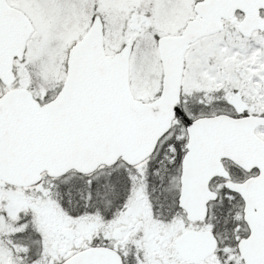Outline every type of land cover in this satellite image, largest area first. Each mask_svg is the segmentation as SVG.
<instances>
[{"label": "water", "instance_id": "1", "mask_svg": "<svg viewBox=\"0 0 264 264\" xmlns=\"http://www.w3.org/2000/svg\"><path fill=\"white\" fill-rule=\"evenodd\" d=\"M198 17L191 18L178 35H162L158 49L163 65L161 95L151 102L136 99L130 88L129 64L132 45H124L113 56L104 49V23L95 16L86 34L69 50L66 80L57 96L41 105L25 88L0 96V181L28 186L46 171L58 176L70 169L90 173L100 164L122 158L137 163L153 152L181 107L185 55L201 37L215 34L233 19L244 16L239 31L250 37L264 30V0H199ZM34 31L27 16L0 0V78L15 81V57L22 60L26 41ZM241 114L243 106L232 102ZM188 152L182 163L180 206L190 219H203L207 202L217 197L209 183L214 176L229 177L222 159L242 168L259 170L244 182L226 183L245 201L244 219L250 233L238 248L245 264H264V140L256 128L264 116L235 118L227 114L185 118ZM67 236L73 237L70 230ZM216 245L212 233L186 232L177 249L186 260L200 261ZM61 264H123L120 254L107 247H86Z\"/></svg>", "mask_w": 264, "mask_h": 264}, {"label": "rangeland", "instance_id": "2", "mask_svg": "<svg viewBox=\"0 0 264 264\" xmlns=\"http://www.w3.org/2000/svg\"><path fill=\"white\" fill-rule=\"evenodd\" d=\"M195 1L20 0L19 5L34 23L35 31L27 42L24 60L16 62L19 85L32 86L41 97L52 95L66 76L70 46L87 31L92 18L99 15L104 22L107 52L112 54L128 41H133L130 58L132 91L140 98H153L160 92L163 73L157 37L181 32L187 20L194 15ZM182 92L185 99L193 96L204 97L197 103L200 111H205L204 114L233 111L228 103L235 98L243 100L250 110L264 112V32H257L246 38L238 32L235 24L229 23L222 32L198 40L186 54ZM257 133L264 138V128H258ZM166 185L163 193H166L168 199L175 201L177 183L169 182ZM54 186L58 187V182L49 186L43 183L37 188L50 189ZM76 187L82 188L81 185ZM29 193L20 188L0 187V236L3 235L0 238V264H20V257L13 248L2 244L12 236L5 231L9 226L7 220H13H4L2 215L7 214L6 217L11 218L20 216L19 223L32 227L33 238L41 243L42 252L52 256L56 255V251L52 249L56 243V227L61 228L75 221L82 238L88 240L87 221L61 218L57 208L59 205L51 196L53 192L48 196L52 200L45 199L38 191ZM54 193L59 195L58 190ZM87 204L79 205L89 207ZM230 205H239V202ZM166 208L171 210L168 204L164 210ZM162 229L161 232L172 235V232L163 227ZM151 234V231L145 230L143 238L149 239ZM26 238L30 248H36L37 242L29 236ZM78 243L77 241L67 245L59 241V246L70 248L73 245L78 246ZM144 251L145 254L138 259L139 264H159L155 256L156 247L152 243ZM167 252L160 250L166 260L173 259L174 255ZM14 255L19 259L16 260ZM43 258L35 264H46Z\"/></svg>", "mask_w": 264, "mask_h": 264}, {"label": "flooded vegetation", "instance_id": "3", "mask_svg": "<svg viewBox=\"0 0 264 264\" xmlns=\"http://www.w3.org/2000/svg\"><path fill=\"white\" fill-rule=\"evenodd\" d=\"M9 4L16 8H21L20 0H7ZM16 3V4H15ZM15 61L14 70L17 76L16 82L11 86H19V72ZM9 88V87H6ZM183 111L186 117H196L200 111L193 97L183 98ZM242 114L235 117H243L248 114L264 115V112H258L248 109L245 102ZM185 129V121L183 117L177 116L172 124L171 129L164 134L158 141L155 150L144 160L136 164H128L119 160L114 165L100 166L91 175L90 179L69 178V173L62 178H50L43 175L41 181L36 184L21 187L20 189L30 192L31 194L38 191L45 199L57 189V203L61 218L71 219L76 216L75 212L79 204V200L75 196L77 185L89 190V212H88V240L82 238L81 232L76 228V222L67 224L61 228L56 227L54 235L56 243L52 249L56 251V255L46 254L42 252L41 243L36 248L31 249L25 232L24 240L18 236L16 229L9 231L14 237H10L13 241L11 247L14 251L19 252L20 264H34L39 258H43L46 264H59L72 252L83 248L85 245L90 246H107L121 253L124 264H135V260L129 258L132 251L148 250L151 243L156 247V251L160 252L176 250L177 240L188 230L201 233L210 231L216 238L217 244L214 251L200 261H184L176 255L172 261L165 260V264H243L238 250V242L241 238L248 235V226L243 219V198L240 194H223L225 192L226 182L233 181L241 183L249 178L258 176L259 170L252 168L250 171L242 169L240 166L227 158L222 160L224 168L229 174L228 178L222 176L214 177L210 182L212 190L219 193L218 199H226L229 201H238L239 208L242 210L229 212L224 211L218 202L219 200L208 203V213L203 220L190 221L187 214L178 206L180 196L182 162L188 152V135ZM87 184H81V182ZM58 182V187L54 186L50 189L43 187L37 188L38 185L45 183L46 185ZM174 182L179 186V192L174 201L175 210H172L170 199L166 193H163L166 183ZM0 187L4 189L16 188L7 183H1ZM29 193V194H30ZM31 197H35L31 195ZM166 201H168L166 203ZM171 210H164L166 205ZM161 207V208H160ZM215 209V210H214ZM23 211V210H22ZM21 211V212H22ZM229 216L224 217V214ZM227 221H226V220ZM154 222V223H153ZM227 223V225H226ZM154 224V226L152 225ZM78 225V224H77ZM152 225V226H149ZM165 228L172 232L160 230ZM74 229L76 231L73 240L67 239L63 233L64 229ZM119 231V236L115 235ZM151 231L149 239L143 238L144 231ZM155 233V234H154ZM31 238V237H30ZM32 239V238H31ZM59 241L69 245L70 243L79 242L78 246L73 245L70 248L59 246ZM141 241V242H140ZM4 246V243H2ZM18 247V248H17ZM15 256V255H14ZM161 256H164L161 254Z\"/></svg>", "mask_w": 264, "mask_h": 264}, {"label": "trees", "instance_id": "4", "mask_svg": "<svg viewBox=\"0 0 264 264\" xmlns=\"http://www.w3.org/2000/svg\"><path fill=\"white\" fill-rule=\"evenodd\" d=\"M51 196L57 201V195H56V193H53ZM75 196H76V198L79 200V202L81 204H84V203H88L89 202V200H88L89 199V190H87L86 188H83V187L80 188V189L78 188L77 192H75ZM28 213H29V210H28ZM6 215H4V219H13V220H15L17 222V225H18L17 229H20V228L21 229L22 228L24 229V231H22L21 233L25 232V230L27 231V233L32 231V227L30 228L29 225H27L28 226V228H27V227H25L23 225V223H21V224L19 223L20 216L17 217V218H11L10 216L6 217ZM7 221L10 222V220H7ZM31 235L30 236L33 238L32 232H31Z\"/></svg>", "mask_w": 264, "mask_h": 264}]
</instances>
